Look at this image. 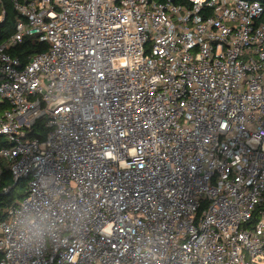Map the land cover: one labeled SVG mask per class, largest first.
<instances>
[{
    "label": "built area",
    "instance_id": "obj_1",
    "mask_svg": "<svg viewBox=\"0 0 264 264\" xmlns=\"http://www.w3.org/2000/svg\"><path fill=\"white\" fill-rule=\"evenodd\" d=\"M183 2L13 0L0 264H264V3ZM26 212L61 227L26 241Z\"/></svg>",
    "mask_w": 264,
    "mask_h": 264
},
{
    "label": "trees",
    "instance_id": "obj_2",
    "mask_svg": "<svg viewBox=\"0 0 264 264\" xmlns=\"http://www.w3.org/2000/svg\"><path fill=\"white\" fill-rule=\"evenodd\" d=\"M264 3V0H258ZM185 3V0L184 2ZM187 4V3H185ZM0 42L7 39L15 31L16 22L21 18L14 7L13 0H0ZM48 49V43L39 41L35 36H26L21 42L12 45L7 52L18 56L26 62L32 55ZM42 127L39 121L35 128ZM33 133V132H32ZM42 138V137H41ZM4 186H9L7 193L2 192ZM25 181L19 179L16 183L12 180L9 170L3 168L0 178V221L6 219V208L24 194ZM264 208V203L260 205Z\"/></svg>",
    "mask_w": 264,
    "mask_h": 264
},
{
    "label": "clouds",
    "instance_id": "obj_3",
    "mask_svg": "<svg viewBox=\"0 0 264 264\" xmlns=\"http://www.w3.org/2000/svg\"><path fill=\"white\" fill-rule=\"evenodd\" d=\"M18 224L22 238L26 241H43L61 227L44 212H26Z\"/></svg>",
    "mask_w": 264,
    "mask_h": 264
}]
</instances>
